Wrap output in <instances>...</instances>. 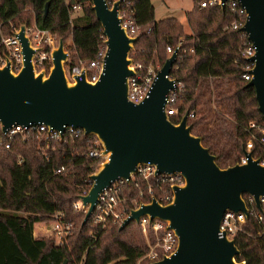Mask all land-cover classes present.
Listing matches in <instances>:
<instances>
[{
	"label": "trees",
	"instance_id": "obj_1",
	"mask_svg": "<svg viewBox=\"0 0 264 264\" xmlns=\"http://www.w3.org/2000/svg\"><path fill=\"white\" fill-rule=\"evenodd\" d=\"M198 2L192 0L181 22L173 16L154 19L150 0H121L122 20L140 27L130 50L132 61L140 64L139 73L149 65L155 69L168 54L165 46L174 48L181 38L168 74L182 86L168 103L176 108L169 119L177 122L185 110L199 111L188 121L190 132L201 137L218 166L238 161L243 148L253 157H264L261 133L249 126L263 118L253 87L242 77V47L247 38L230 26L233 21L239 25L243 13L239 4L229 1L223 9L216 3L200 7ZM20 23H35L61 37L69 51L67 66L86 63L104 45L90 0H0V34H9L11 25ZM203 98L212 99L214 126H207L208 111L199 110ZM42 139L43 134L31 133L25 139L16 135L9 148L0 146V208L7 209L0 210V264H63V260L65 264H136L148 248L138 222L129 221L122 228L100 227L87 217L81 224L84 213L71 204L89 187L88 175L100 161L86 154L95 135L65 132L46 147ZM60 165L65 171L55 172ZM152 193L158 196L154 185ZM122 195L128 207H133V198L143 202L150 198L145 181L139 178L137 185L124 184ZM247 195L242 193L249 212L232 236L239 250L235 259L264 264V205L257 208ZM55 211L72 223L65 241L33 237V223L48 219ZM145 228L153 242L150 226Z\"/></svg>",
	"mask_w": 264,
	"mask_h": 264
},
{
	"label": "water",
	"instance_id": "obj_2",
	"mask_svg": "<svg viewBox=\"0 0 264 264\" xmlns=\"http://www.w3.org/2000/svg\"><path fill=\"white\" fill-rule=\"evenodd\" d=\"M121 0H90L99 20L105 52L98 77L69 80L64 74L68 51L58 37L50 50V65L35 70L30 60L33 48L20 23L16 35L20 42L22 65L13 71L8 60L0 65V123L42 122L58 130L65 126L79 128L84 135L94 134L100 141L104 158L88 176L86 193L79 195L86 204L83 224L94 207L98 192L117 177L128 182L135 165L153 163L156 172L179 171L183 183L172 185V198L160 203L151 196L129 209L117 228L146 215L149 220L163 219L177 236V245L169 254L147 264H245L237 261L239 253L232 237L219 231L225 210L242 212L247 206L242 193L253 198L261 209L264 196V163L242 149L244 161L225 167L215 162V155L190 132L187 110L177 122L165 113L164 105L175 78L168 73L177 53L174 48L156 69L149 91L138 102L126 98L128 77L134 73L128 55L139 34L128 35L121 25ZM245 18L240 30L254 47L248 57L253 62L251 77L246 81L254 90L258 110L264 120V0H236ZM73 3V0H69ZM226 0H219L223 9ZM65 264V260H63Z\"/></svg>",
	"mask_w": 264,
	"mask_h": 264
},
{
	"label": "built area",
	"instance_id": "obj_3",
	"mask_svg": "<svg viewBox=\"0 0 264 264\" xmlns=\"http://www.w3.org/2000/svg\"><path fill=\"white\" fill-rule=\"evenodd\" d=\"M227 1H229L231 4H238L236 0H226V2ZM218 2L219 0H199L198 4L200 7H202L213 3L218 4ZM240 10L242 11L245 18V13L241 6ZM243 21L239 25L233 21L231 22L230 26L231 28L239 29ZM121 25L125 28L128 35H135L140 32L139 25L131 24L127 19H121ZM18 26L19 24L11 25L12 30L9 34H0V48L3 47V52L0 53V65L4 64L5 60H8V63L13 71L18 70L22 65V53L20 51L21 46L16 35ZM23 31L27 35L30 46L33 48L30 60L34 69L38 71L41 68H44L46 71L50 65V50L57 45L58 36L48 28L39 27L35 23L25 24ZM240 31L242 35L246 36V33L243 30ZM180 43L181 38H179L174 45V48H177V51ZM174 48H172L169 44L165 46L168 54ZM189 50H192V48L190 47ZM242 50L245 59L242 77L248 80L251 77L250 69L253 65V62L249 60L248 57L254 52V47L248 39L246 45L242 47ZM104 52L105 45L98 47L93 57L90 58L86 63L80 62L79 64L67 66L65 62V76L69 80H72L73 76H76L77 79H81L83 76L88 81L96 80L101 69ZM131 65L134 69V73L128 77L126 98L132 102H138L147 95L156 70L149 65L143 73H139L137 70L139 69L140 64L131 62ZM168 76L171 77L169 74ZM181 86L182 84L175 80L174 87L170 89L167 94L164 110L168 116L169 114L176 112V108L169 106L168 103L173 101L175 91L179 90ZM213 109L214 105L212 99L203 98L200 100V111L209 110L212 113ZM198 112H194L193 110L189 112L187 111V122ZM249 126L254 127L261 133L259 140L264 143V120L260 122H250ZM65 132L79 133L82 132V130L79 128H73L71 126H65L63 132L60 135L58 130L53 129L42 122L11 124L6 128H2V124L0 123V146L9 148L12 137L18 135L22 139H25L29 134L35 133V135L43 134L42 140L44 142V147H46L50 140L62 138ZM249 142L250 141L248 140V146ZM86 154L89 157L98 158L100 161L104 158L101 143L96 137L92 140L91 145H89L87 148ZM259 158V162L264 163V157ZM244 159L245 158L242 155L239 159V162L244 161ZM65 169L66 168L64 165H60L55 170V172H62L65 171ZM138 178L145 181V189L147 193H149V197L154 196L155 199L160 203H167L171 200L173 184L180 185L183 183V176L179 171L156 172L155 165L153 163H138L135 165L134 172L129 174L128 182L123 177H117L98 192L94 207L88 215L90 221L100 227L118 226L122 222L123 218L128 215L129 209L132 208L123 204V201L125 200L124 195H122L123 186L124 184L130 182H132L134 185H137ZM90 183L91 180L89 178V185ZM152 185L158 189V196H155L152 193ZM86 191L87 189L83 188L76 196V199L71 203L73 207L79 208L83 213L85 212L87 205L83 204V201L79 195L86 193ZM140 194L141 192H139V195ZM247 200L248 202H253L252 196L247 195ZM259 201L260 204L264 205V196H259ZM141 202H143V200L135 198L132 199L133 207H136ZM0 210L7 209L0 208ZM247 212L249 211L247 210ZM22 213L26 214L24 211H22ZM257 216L260 217V214H257ZM243 218L244 214L242 212H234L228 209L225 210L219 223L218 235L220 236V232L223 231L227 237H232L242 223ZM137 222L143 232H145V227L147 224L150 226L154 235V241H147L148 248L145 252L139 255L136 260V264L143 262L149 263L159 260L163 255L169 254L175 249L177 245V236L171 228L167 227V222L165 220L159 218H153L149 220L146 215H142L138 218ZM71 228V221L64 219L59 211H55L48 219L34 222L31 233L35 238L49 237L52 238L55 243H60L63 242V240L71 233ZM91 234V231H89V235Z\"/></svg>",
	"mask_w": 264,
	"mask_h": 264
},
{
	"label": "rangeland",
	"instance_id": "obj_4",
	"mask_svg": "<svg viewBox=\"0 0 264 264\" xmlns=\"http://www.w3.org/2000/svg\"><path fill=\"white\" fill-rule=\"evenodd\" d=\"M150 2L153 5V18L154 19H159V18L166 17V16H173V17H176L177 19H179L181 22H185V13L191 7V4H192V0H150ZM119 15L121 16V19H122L123 16H122V12L120 10H119ZM123 18H125V17H123ZM63 42H64L63 47H64V49H66V43H65V41H63ZM133 48H134V45H133ZM132 49H130V50H132ZM128 55L130 56V51H129ZM158 67L159 66H156L155 70ZM207 111H208L209 116L211 117V118H208L207 126L208 127L214 126L213 112L211 113V111H209V110H207ZM246 149L248 150V148H246ZM240 157H239V159H240ZM228 165H230V164H228ZM223 167H225V166H223ZM142 233H143V236L145 238V242H147V241L151 242L148 239V235L146 233V230H145V232L142 231ZM152 235H153V232H152ZM44 238H49V237H44ZM65 239L63 241H65ZM153 241H154V235H153Z\"/></svg>",
	"mask_w": 264,
	"mask_h": 264
}]
</instances>
